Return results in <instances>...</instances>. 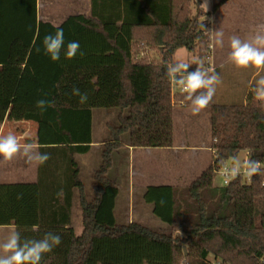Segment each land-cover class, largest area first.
I'll return each instance as SVG.
<instances>
[{"label": "trees", "instance_id": "obj_1", "mask_svg": "<svg viewBox=\"0 0 264 264\" xmlns=\"http://www.w3.org/2000/svg\"><path fill=\"white\" fill-rule=\"evenodd\" d=\"M227 1H218L213 11ZM202 5V0H91L90 15L70 17L59 28L65 45L59 61H53L40 53L45 50V36L58 29L49 24L38 29L37 0H0V64L9 61L15 40L32 49L13 103L33 102L37 107L38 101L46 100L52 105L37 107L25 117L53 128L59 146L41 151L63 159L54 171L60 185L51 189L50 201L45 196L44 164L40 165L39 229H18L22 240L41 239L49 231L60 235L61 244L44 254L41 264H213L211 256L228 264H260L264 257V173L255 175L252 184L227 189H215L212 181L216 167L235 160L242 151L250 160L264 159V101L252 92L256 83L246 99L223 102L216 93L209 104L217 150L213 164L188 187L147 188L144 200L154 205V214L172 233L137 221L119 223L116 214L120 188L109 175L114 153L126 141L134 148L173 147L176 98L192 107L188 93L175 97L167 70L183 48H201L200 58L209 62L211 24L200 20L210 13ZM70 41H78L80 50L68 59ZM72 65L103 67L99 77L84 76L79 81L90 83L96 76L92 102L118 108V125L109 126L91 200L77 160L92 149L91 108L58 102L65 66ZM8 110L9 105L0 103V131ZM61 189L63 195L58 197ZM76 191L83 218L81 233L71 226ZM50 209L56 212L52 214L61 213L62 219L46 220Z\"/></svg>", "mask_w": 264, "mask_h": 264}, {"label": "crops", "instance_id": "obj_2", "mask_svg": "<svg viewBox=\"0 0 264 264\" xmlns=\"http://www.w3.org/2000/svg\"><path fill=\"white\" fill-rule=\"evenodd\" d=\"M254 3H257V5L253 4L251 6H257L260 10L264 9L263 1L256 0ZM243 5L246 7L245 4ZM90 13L91 0H37V27L40 29L43 24H49L55 29H59L70 17L90 15ZM244 17L245 20L241 24L239 37L242 40H249L256 34L258 26L264 25V11H257L256 13L250 7L248 15L244 13ZM213 28L214 26L211 31ZM213 38L215 44V37L213 36ZM230 40L226 41L224 39L222 47L215 44V55L209 62L221 77L222 82L217 85L216 93L223 102L246 99L252 85L261 76H264V69L254 67L240 69L231 62L229 59L231 52ZM31 53V48L23 44L21 40H15L11 47L9 61L0 64V103L9 105L0 136L6 135L9 131L15 132L17 136L24 137L21 143L36 140L41 146V151L42 148L59 146L53 128L44 122L26 119L25 115L27 113L37 111L36 104L33 102L13 103L26 66L31 61ZM44 55H46L45 50L40 53V56ZM101 71H103V67L98 66H65V72L60 83L59 104L73 108L90 107L93 114L92 149L87 154L77 156L82 169L83 182L84 171L88 169H85L87 161L90 160L93 152L102 149L106 140H100L101 136L104 137V134H98L96 123L100 120H106L104 117L110 114L107 110L116 108L101 107L99 106L101 102L97 101V104L92 102L93 81L97 79L96 76H100ZM90 75H96L90 83L79 81L84 76ZM74 88H78L81 93H87L88 100L86 103L81 104L80 98L73 95ZM175 102L177 105L174 111L175 142L173 147L134 148L127 145L126 152L130 160L124 179L130 186V196L136 194L137 191L138 201L144 200L145 192L150 186H190L213 164L216 158L212 148L211 108L207 107L199 113L193 114L192 107L187 106L185 101L177 102L176 99ZM106 112H108V115ZM107 119L109 118L107 117ZM50 153L52 152H48V154ZM61 160L63 159H57L55 155H50V159L44 164L45 196L48 201L53 200L51 189L60 185L54 178V171ZM39 171L40 165L29 166L25 164L22 155H18L11 161H5L0 156V243H3L11 231H18L21 227L32 226L34 229H39L41 221ZM27 194L30 199L26 197ZM20 196L22 198H18ZM80 208V195L76 191L71 223L75 230L79 212L82 211ZM49 212L45 213L46 220H55L56 216L62 219L61 213L52 214L56 213L52 209ZM132 215L129 223L136 221L135 207ZM65 228H69V225H66Z\"/></svg>", "mask_w": 264, "mask_h": 264}, {"label": "clouds", "instance_id": "obj_3", "mask_svg": "<svg viewBox=\"0 0 264 264\" xmlns=\"http://www.w3.org/2000/svg\"><path fill=\"white\" fill-rule=\"evenodd\" d=\"M202 7L208 8V0H205ZM209 32L214 35L215 44L222 47L223 32L221 30ZM64 45V32L62 29H58L54 35H46L43 41V47L53 61H59ZM230 47L229 59L237 68L254 67L264 69V25L258 26L256 34L249 40H242L239 36L231 37ZM79 50L80 44L78 41L68 42L66 57L68 59L74 58ZM189 69V64L177 62L168 67L167 75L175 84L188 93L186 99L191 101L193 114H197L209 106L216 94V85L220 84L222 80L214 69H205L203 65L197 66L192 71ZM252 92L257 100L264 101V76L256 81ZM73 95L80 98L81 104L86 103L88 100L87 93H81L78 88L73 89ZM46 106L52 105L46 100L37 102V107L41 109ZM22 139L24 137L17 136L12 131L0 136V156L5 161H11L18 155H22L25 164L29 166L43 165L50 159L48 153L40 151L41 146L36 140L21 143ZM262 166L264 165L258 160L246 161L244 165L245 174L248 177L260 174ZM239 172V167L232 170L233 175H237ZM57 195L58 197L62 196L63 190L61 189ZM18 198H22V196ZM61 242L60 235L51 231L47 232L41 239L24 240L21 239L19 231H11L3 243H0V264H41L44 254L52 252ZM260 264H264V257H261Z\"/></svg>", "mask_w": 264, "mask_h": 264}, {"label": "rangeland", "instance_id": "obj_4", "mask_svg": "<svg viewBox=\"0 0 264 264\" xmlns=\"http://www.w3.org/2000/svg\"><path fill=\"white\" fill-rule=\"evenodd\" d=\"M202 1L204 4L205 0H202ZM261 1H263L262 4H264V0H261ZM254 2H256V0H230L222 4L217 9V11L214 12L213 6L217 3V0L216 1L208 0V8L204 7V9L206 12L210 14L207 17H202L200 21L209 22L211 24V28L214 26L212 31L221 30L223 32L222 39L229 41L231 37L240 35L241 24L245 20L244 13L248 15L250 7H252L253 12H256V13L257 11H260V12L264 11V9L260 10L259 7L257 6H251L253 4L257 5V3H254ZM243 4H245L246 7H244ZM213 36L214 35L211 34V45L207 53L208 55H210V60L215 55V52H214L215 44H214ZM202 52L203 51L201 50V48H196L193 51L188 50L186 48L180 49V51L177 52L174 58V63H177V62L187 63L190 65V69H189L190 71L194 70L197 66H200V65H203L205 69H208L209 66L215 69L214 66L209 64V62H211L210 60L209 62L206 63L205 60L200 58ZM116 108L107 110L108 112H110L109 115H108V112H106L108 115L107 117L109 119H107V117H104L106 120L104 121L100 120V122L97 121L96 123L98 134H101V135L104 134V137L101 136V139H100L101 141H103L104 139L106 140L108 139L109 134H110V131H109L110 125L113 127L118 125V114H117L118 109ZM174 142H175V139H174ZM214 143H215V139L213 138V135H212L213 151H215L213 147ZM126 144L128 145L127 141H126ZM126 144L124 145V148L119 149L117 152L114 153L113 163H112L113 166L109 170L110 177L114 178L118 182L119 188H120V194L118 196L117 208H116L118 222L119 223H129V220L131 219V215L132 213H134V207H135V211H136L135 220L136 221L142 222L146 226L156 231L168 233V234L172 233L171 227L154 214L153 204H149L145 200L138 201L139 196H138L137 191H136V194H134L133 196H130V192H131L130 186L124 179L128 171L129 160H130L129 155L126 152V149H127ZM101 151L102 149L99 151H95L91 154L90 160L87 161V165L85 167V169L86 168L88 169L87 171H84V182L87 188V196L89 200L93 199L94 197V188H93L94 175L96 171L100 168L101 163H102ZM246 158H247V152L242 151L235 160L227 161V163L229 166L233 168H235V166L241 168V167H244ZM219 183L220 181L218 180L217 184ZM213 187L215 188V183H213ZM81 213L82 211L79 212V216L76 222V230L78 233H81L83 231V218H82ZM137 215L139 218L137 217ZM210 260L212 261L213 264H228L225 261L217 260L213 256L210 257Z\"/></svg>", "mask_w": 264, "mask_h": 264}, {"label": "built area", "instance_id": "obj_5", "mask_svg": "<svg viewBox=\"0 0 264 264\" xmlns=\"http://www.w3.org/2000/svg\"><path fill=\"white\" fill-rule=\"evenodd\" d=\"M209 68L213 69L211 66H209L208 69ZM171 83H172L173 94L177 95V94L186 93L182 87L175 84L172 80H171ZM214 152H215V157H216L217 152L216 151ZM249 160H250V157H249V154L247 153V158L245 162ZM260 161L262 162V165H264V159ZM235 168L237 167L235 166ZM233 169L234 168L229 166L227 162H223L216 167L214 171V175H213V183H215V188L227 189V188H232L235 186H244V185H249L253 183L254 176L248 177L245 174L246 173L245 167L239 168L240 172L237 175L232 174ZM260 173H264V166H262ZM218 180L220 181L219 184H217Z\"/></svg>", "mask_w": 264, "mask_h": 264}, {"label": "water", "instance_id": "obj_6", "mask_svg": "<svg viewBox=\"0 0 264 264\" xmlns=\"http://www.w3.org/2000/svg\"><path fill=\"white\" fill-rule=\"evenodd\" d=\"M185 251H186V247H185Z\"/></svg>", "mask_w": 264, "mask_h": 264}]
</instances>
